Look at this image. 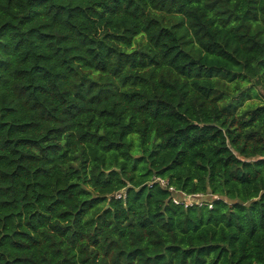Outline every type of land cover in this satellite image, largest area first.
<instances>
[{"label":"trees","instance_id":"trees-1","mask_svg":"<svg viewBox=\"0 0 264 264\" xmlns=\"http://www.w3.org/2000/svg\"><path fill=\"white\" fill-rule=\"evenodd\" d=\"M259 90L264 0H0V264H264Z\"/></svg>","mask_w":264,"mask_h":264},{"label":"built area","instance_id":"built-area-1","mask_svg":"<svg viewBox=\"0 0 264 264\" xmlns=\"http://www.w3.org/2000/svg\"><path fill=\"white\" fill-rule=\"evenodd\" d=\"M161 187L167 188L170 193H176L175 189L171 186H168V183L164 179L156 178L154 179ZM178 193V192H177ZM178 196H172V201L175 204H182L185 207H191L193 205L201 206L202 204H207L208 208H211V201L205 203L204 198L200 195H185L184 193L179 192ZM117 198L121 197V194L116 195Z\"/></svg>","mask_w":264,"mask_h":264},{"label":"rangeland","instance_id":"rangeland-1","mask_svg":"<svg viewBox=\"0 0 264 264\" xmlns=\"http://www.w3.org/2000/svg\"><path fill=\"white\" fill-rule=\"evenodd\" d=\"M259 99H260V101L264 102V94L261 90H259Z\"/></svg>","mask_w":264,"mask_h":264}]
</instances>
